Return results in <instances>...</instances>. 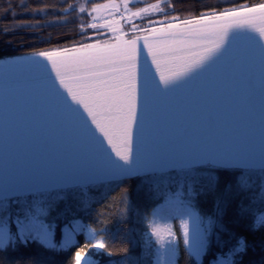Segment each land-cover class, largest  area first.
<instances>
[{
	"label": "snow or ice",
	"instance_id": "obj_1",
	"mask_svg": "<svg viewBox=\"0 0 264 264\" xmlns=\"http://www.w3.org/2000/svg\"><path fill=\"white\" fill-rule=\"evenodd\" d=\"M20 3L23 4V0ZM86 3L91 7H86L84 3L78 7L69 4L64 11L87 14V28L95 30V35L106 38L35 52V56L43 57L50 63L55 78L50 75L39 77L33 86L47 93V106L68 125L79 124L98 143L100 164L114 174L131 175L140 169L142 161L151 160L143 142L142 105L147 116L157 104L173 100L178 93L211 96L233 88L238 79L251 86V53L248 50L253 47L258 49L264 66V3L251 7L241 5L183 20L167 16L159 21L148 19L143 27L135 22L136 18L144 20L153 12H163L159 2L135 11L129 6L130 0H107L105 3L86 0ZM122 21L129 25L128 32L124 30ZM81 30H85L83 23ZM233 30L243 31L244 35L230 40ZM129 35L130 38L126 39ZM142 49L151 57L159 80L154 77L150 80L145 62L141 101L139 59ZM137 129L141 134L139 152ZM202 156L219 163L248 164L253 159L250 152L230 149L208 151ZM260 166L264 169V163ZM169 205L181 217L183 243L189 246L190 256L199 264V258L209 248L210 236L217 222L209 217L202 227L199 215L184 203L179 194L169 200ZM7 208V204L0 203V212L4 213L0 216V249L17 239L22 243L31 240L45 246L51 245L53 223L46 222L49 214L47 208H28L23 219L16 218L15 234L9 228L11 218L7 215ZM248 211L241 209L242 213ZM253 215V230L264 227V208L259 215ZM190 221L196 224L194 237H190ZM150 228L157 243L165 248L162 256L166 259L158 261V264H172V246L177 239L173 225L153 220ZM75 234V228L69 231L68 244ZM86 238L92 242L78 248L73 264H93L87 249L107 248L104 238L96 237L94 228L88 229ZM219 244L217 240L218 247ZM246 251V239L238 237L228 250V259L218 258L217 264H237L236 258L242 257Z\"/></svg>",
	"mask_w": 264,
	"mask_h": 264
},
{
	"label": "trees",
	"instance_id": "obj_2",
	"mask_svg": "<svg viewBox=\"0 0 264 264\" xmlns=\"http://www.w3.org/2000/svg\"><path fill=\"white\" fill-rule=\"evenodd\" d=\"M157 2L163 3L164 11L149 14L137 24L143 27L148 19L159 21L165 16L189 19L241 5L251 7L264 0H130L129 6L138 9ZM69 4L78 7L80 0H23V4L20 0H0V60L86 43L95 30L87 28L86 14L65 12ZM28 21L31 24H18ZM123 26L129 30L127 23ZM174 193L217 222L199 264H213L219 256H227L238 237L246 239L247 251L236 258L237 264H264V227L252 228L253 214L259 215L264 208L262 168L205 163L3 197L0 203L8 205L9 227L15 232L13 216L24 218L28 208L45 207L49 210L46 222L53 223L57 243L61 227L78 217L101 230L99 234L107 248L97 254L99 263L151 264L152 250L145 247L143 234L154 208ZM242 208L249 211L242 213ZM78 240L77 244L63 247L17 239L0 249V264H73L74 253L88 243L82 233ZM179 264H197V260L183 251Z\"/></svg>",
	"mask_w": 264,
	"mask_h": 264
},
{
	"label": "water",
	"instance_id": "obj_3",
	"mask_svg": "<svg viewBox=\"0 0 264 264\" xmlns=\"http://www.w3.org/2000/svg\"><path fill=\"white\" fill-rule=\"evenodd\" d=\"M243 35V31L233 30L229 39ZM248 51L251 86L238 79L233 88L211 96L178 93L173 100L157 104L147 116L142 105L143 142L151 160L142 161L140 169L131 175H117L103 167L98 143L79 124L68 125L47 106V93L34 87L33 82L47 75L55 78L54 71L23 77L26 72L40 68L37 65L0 74V198L205 163L261 168L264 66L258 49ZM145 62L150 80L152 77L159 80L151 57L141 54V101ZM137 135L139 152L138 129ZM228 149L250 152L253 159L248 164L219 163L202 156L208 151Z\"/></svg>",
	"mask_w": 264,
	"mask_h": 264
},
{
	"label": "rangeland",
	"instance_id": "obj_4",
	"mask_svg": "<svg viewBox=\"0 0 264 264\" xmlns=\"http://www.w3.org/2000/svg\"><path fill=\"white\" fill-rule=\"evenodd\" d=\"M94 2H97V3H105L107 2V0H94ZM81 3H84L86 7H91V5H87L86 3V0H80V4ZM158 3V2H157ZM161 4V7L163 8V3L162 2H159ZM147 5L143 6V7H146ZM133 11L137 10V9H132ZM153 13H156V12H153ZM152 14V13H151ZM87 15V14H86ZM105 16H107V14L105 13ZM62 19H56L55 21H60ZM137 20H141L140 18H136L135 22H137ZM42 23H47V22H51V21H41ZM102 23V21H100ZM127 22L125 21H122V24H126ZM18 24H31L30 21L28 22H18ZM126 32H128L129 30L127 29H124ZM106 31V30H104ZM139 35H143V33L139 34ZM108 36H111V33H108ZM106 37L103 36V38H99V36L97 35H94V36H91V39H89L86 43H89V42H95L96 40H102V39H105ZM127 39V38H126ZM187 167V166H185ZM178 194V193H174L173 195L169 196L167 198V200L163 203V204H160L158 206H156L154 208L157 209V210H160V209H163L164 204L166 203H169V200L171 198H174V196ZM181 199H183L184 203L186 205H190V207L194 210L195 207L193 206L192 202L188 199H184L182 196H180ZM153 210V211H154ZM198 212V211H197ZM176 215H171L169 216V223H171L173 225V230L177 233V239L175 240L174 242V245L172 246L174 248V252L171 256V260H172V264H179L180 262V258H181V255H182V252L183 251H186L188 253H190V250L188 249V245H185L183 243V233H182V226L180 225V219L181 217L175 212ZM198 214L200 215V218L202 220V227L205 226L207 224V219L208 217H205L203 215H201L199 212ZM12 216V214H11ZM19 217L20 219H23L21 218L20 216H13V223L15 222L16 218ZM152 218V214L147 222V228L143 234V241H144V245L147 249H151L152 250V254H151V264H155V259H156V256L158 257L159 255V261H162L164 259H166L164 256H162V253L165 251V248H162L156 241V238L151 234V228H150V220ZM186 218V217H185ZM15 224V223H14ZM16 226V225H15ZM10 228V227H9ZM75 228L76 229V234L74 235V237L72 238V241L70 244H68L67 242H64V239H68V233L71 229ZM89 228H94L96 229L90 222L88 221H85L83 220L82 218H71L68 222H66L62 227H61V238H60V241L57 243L55 241V231H54V228H53V235H52V238H51V245L55 246V245H58V246H63V247H69L71 245H74V244H77L79 242L78 240V235L80 233H82L85 238H86V234H87V231ZM11 233L12 234H15L17 232V227H16V232L11 230ZM100 231L101 230H97L96 229V237L99 238L100 237ZM86 240L88 241V243H91L92 241L88 240L86 238ZM167 247V246H165ZM103 249H95V248H89L87 249V252L89 254V256L92 258L93 260V264H102V263H99L98 262V259H97V254L102 252ZM202 258V257H201ZM218 258H222V259H228V256H219ZM217 258V259H218ZM217 259L213 262V264H217ZM201 262V261H200Z\"/></svg>",
	"mask_w": 264,
	"mask_h": 264
},
{
	"label": "bare ground",
	"instance_id": "obj_5",
	"mask_svg": "<svg viewBox=\"0 0 264 264\" xmlns=\"http://www.w3.org/2000/svg\"><path fill=\"white\" fill-rule=\"evenodd\" d=\"M143 53H146V51L142 49L141 54ZM37 65L40 66V68H38L37 70L34 69L26 72L25 74H23V77H31L36 74L45 73L47 72V70L49 71L52 70L50 63L44 60L43 57L30 55L25 57H16L6 61H0V74L8 73L11 71H22L23 69H26V67H33ZM162 206H164L163 209L160 210L155 209L154 211H152V218L150 222L155 220L158 223H165V222L169 223V218H170L169 216L176 215L175 211L172 210L169 203H166ZM194 211L198 214L197 210ZM161 217H165L166 219H161ZM195 232H196V224L193 221H190V237H194ZM64 242H67V239H64ZM200 259L201 257L199 258V260ZM158 261H159V255L158 257L156 256L155 264H158Z\"/></svg>",
	"mask_w": 264,
	"mask_h": 264
}]
</instances>
